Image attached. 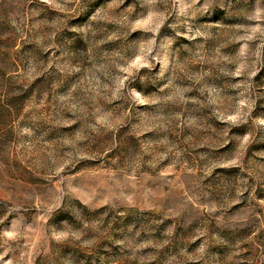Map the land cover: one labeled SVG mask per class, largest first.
Masks as SVG:
<instances>
[{"label":"rangeland","instance_id":"374dc122","mask_svg":"<svg viewBox=\"0 0 264 264\" xmlns=\"http://www.w3.org/2000/svg\"><path fill=\"white\" fill-rule=\"evenodd\" d=\"M0 264H264V0H0Z\"/></svg>","mask_w":264,"mask_h":264}]
</instances>
